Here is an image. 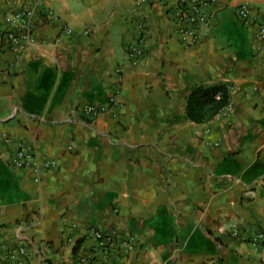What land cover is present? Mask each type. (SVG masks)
Instances as JSON below:
<instances>
[{
  "label": "crops",
  "instance_id": "obj_1",
  "mask_svg": "<svg viewBox=\"0 0 264 264\" xmlns=\"http://www.w3.org/2000/svg\"><path fill=\"white\" fill-rule=\"evenodd\" d=\"M175 1L0 0V32L33 11L27 38L0 46V264L14 247L23 264L108 262L92 229L130 237L116 264H264V0H215L190 43ZM197 84L229 92L204 124L184 116ZM88 103L103 110L85 116ZM18 145L37 175L9 165Z\"/></svg>",
  "mask_w": 264,
  "mask_h": 264
},
{
  "label": "built area",
  "instance_id": "obj_2",
  "mask_svg": "<svg viewBox=\"0 0 264 264\" xmlns=\"http://www.w3.org/2000/svg\"><path fill=\"white\" fill-rule=\"evenodd\" d=\"M215 0H176L173 5V9L170 13V21L172 22L175 30L177 31L180 39L183 42L190 43L194 41L201 32L209 30L211 21L214 17L212 6ZM236 17L243 23H246L250 18V8L246 3H239L235 9ZM33 16L31 9H23L12 18L7 19L8 28L0 32V46L5 45L14 48L19 40L27 38L29 31V21ZM10 27H15L11 29ZM65 34H70L71 31L68 28L64 30ZM264 27L262 24H257L256 37L258 39L263 38ZM82 34H86L84 31ZM125 57L131 63L137 62L141 59L143 51L137 43L126 47ZM217 99V97H216ZM111 101V100H110ZM81 112L85 116L94 115L95 113L102 111L103 107H95L92 104H85L81 108ZM49 163H42V167H47ZM9 165L16 169L29 168L34 174H38L40 165L37 162L36 157L30 152V150L23 146L18 145L17 150L9 158ZM37 181V178L34 179ZM229 235L231 237L236 236V231L233 227H229ZM90 240L92 241L93 252L98 254L101 258H105L108 262L101 264H116L118 257L127 254L133 249L130 237H126L125 241H119V243L111 242V238L118 237L124 238V234H118L115 231L111 232V235L106 234L101 230L92 229L89 231ZM264 234H258L256 239H262ZM2 249V245H0ZM113 251V252H112ZM115 251H120L122 255H117ZM113 253L115 256L111 257ZM25 252L21 247L4 248V257L12 264H23V256ZM78 262H86L87 264H95L96 261L93 258L84 260V256H77ZM105 261V260H104ZM102 262V261H101Z\"/></svg>",
  "mask_w": 264,
  "mask_h": 264
},
{
  "label": "trees",
  "instance_id": "obj_3",
  "mask_svg": "<svg viewBox=\"0 0 264 264\" xmlns=\"http://www.w3.org/2000/svg\"><path fill=\"white\" fill-rule=\"evenodd\" d=\"M184 102L186 120L204 124L228 105L229 92L224 84H197L188 90Z\"/></svg>",
  "mask_w": 264,
  "mask_h": 264
}]
</instances>
